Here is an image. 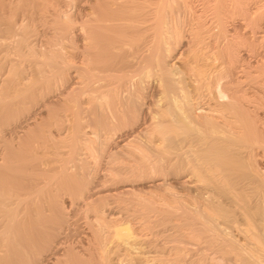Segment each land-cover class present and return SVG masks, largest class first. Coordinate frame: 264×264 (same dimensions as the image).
Instances as JSON below:
<instances>
[{
  "label": "rangeland",
  "instance_id": "1",
  "mask_svg": "<svg viewBox=\"0 0 264 264\" xmlns=\"http://www.w3.org/2000/svg\"><path fill=\"white\" fill-rule=\"evenodd\" d=\"M216 1L171 0L159 10V13H173L175 20L174 34L168 41L172 42L176 56L172 67L178 74L173 77L181 82L172 83L187 85L190 89V84L197 79V94L194 93L199 97L205 93L197 99L204 107L208 102L233 103L236 109L234 112L226 110V119L211 113L214 124L205 131L209 138L203 145V156L212 161L206 171L202 170L201 161H197L202 174L192 173L187 179L190 181L191 177L190 182L184 181L186 172L174 169L182 159L180 156L166 167L162 164H166L167 159L161 161L160 167L157 163L150 164L154 155L131 160L125 157L123 147H116L112 142L100 143L102 135L94 136L96 129L89 125V117L82 122L76 119L75 91L67 90V94L50 98L52 94L43 86L44 76L36 72L42 66L34 65L47 60V55L33 57L13 52L12 48L5 50L7 39H0V264H42V258L48 259L59 237L61 249L67 247L70 253L52 255L45 264H97L98 259L87 254L95 242L91 235L95 228H99V241L105 246L112 264H123L120 260L133 264H240V253L235 249L239 246H232L243 241L238 230L241 211L238 198L248 199L252 192L245 186H252V183L257 188L264 187V37L257 33L264 31V0L249 1L251 6L258 5L256 12L263 10L251 15L216 13ZM63 2L58 13L66 14L73 24L77 23V13H84L90 8L89 4L92 5L91 0L80 5L72 0ZM221 16L225 22L220 31L217 21ZM196 17L203 25L199 41L194 39L190 28L191 23L197 21ZM24 24L29 46L41 48L39 44L44 37H40L39 32L47 26H42L39 20H27ZM229 43H233L235 56L228 62L222 49ZM194 56V63H191ZM19 74L25 78L17 80ZM207 74L209 79H205ZM71 81L76 85L75 77ZM218 89L226 97H219ZM158 165L159 171L154 169H158ZM6 166L7 171L2 169ZM113 166L120 169L119 174L125 179L122 183L134 187L131 186L130 192L107 191L114 187L109 181L110 176L115 175L110 170ZM80 174L86 177V185L98 183L86 204L84 197L72 192L74 186L67 190L62 184L68 181V175H75L69 181L76 184ZM157 178H165V185L150 184ZM181 180L183 182L179 183ZM247 182L244 188H238ZM17 189L27 195L24 201H31L22 202L26 210L32 209L31 213H37V218L46 220L42 229L37 225L40 220H30L34 222L29 226L31 233L33 230L37 233L28 241L23 239L22 233L26 225L20 229L11 218L17 207ZM97 195L101 196L100 200ZM49 216L56 219L49 222ZM124 221L134 237L127 243L111 238V226Z\"/></svg>",
  "mask_w": 264,
  "mask_h": 264
},
{
  "label": "bare ground",
  "instance_id": "2",
  "mask_svg": "<svg viewBox=\"0 0 264 264\" xmlns=\"http://www.w3.org/2000/svg\"><path fill=\"white\" fill-rule=\"evenodd\" d=\"M63 1L64 0H0V39H7L5 50L12 48L13 52L21 54L27 53V55H36V57L47 55V60L45 59V61L41 62L37 61L34 65L42 66L38 68L36 72L40 76H44L43 86L48 90L49 94H52L50 98L64 95L67 90L75 91V98L73 101L76 103L77 107L74 108L76 119L82 122L85 121V117H89V125L96 129L93 131L94 136H97L98 133L102 135L101 138L103 139H101V142L99 141L100 143L105 145V143L108 144L112 142V145H116V147H123L126 156L124 153L123 155L131 160H143L147 155H154L156 157L150 161V164L154 166L155 163L160 165L162 164L161 161L167 159V163L164 165L162 164V166L166 167L170 165L177 156H180L182 161L180 160L174 169L178 172H186L184 181H189L187 179L192 173L199 172L197 161H201L202 164L200 163V165L203 167L202 170L205 169L206 171V169H209L207 165L212 160L209 161L206 156H203V145L209 138V136L205 134V131L210 128V125L214 124L211 120V113H216L219 117L226 119L228 118L226 110L228 112H234L236 109L233 103L216 105L208 102V105L204 107L202 105L203 103L201 104V102L197 100L199 98L201 99L203 94H205L201 93V97L196 96L198 88L196 86L197 79L193 81L195 83L190 84V89L186 87L187 85L175 86L174 83H172L173 81L175 83L181 82L179 79L177 80L173 77L178 72L172 67V61L176 56L175 52H173L174 47L172 42L168 41V38L174 34L175 20L173 13H159L162 6L171 0H91L92 5L89 4L90 8L88 10L83 9L84 13H77V18L75 19V22H77L76 24H73L66 14L58 13V8L64 3ZM72 1H76L80 5L81 2L83 3V1L86 0ZM249 1L250 0H217L216 2L218 4L216 3V5H218V7L216 13H248L249 15L250 13H261V11L264 10L256 12L258 5L251 6V2ZM255 3L254 1V4ZM255 15L256 14L253 16ZM262 16L263 19L264 15ZM27 20H39L42 26H47L43 28L44 30H42L41 33L39 32L40 37H44L41 44H39V47H41L39 49H32L31 46H29L27 32L23 30V26L25 25L24 22ZM195 20L197 21H191V24H193V26L190 27L192 30L191 34L195 40L199 41V35L202 32L201 29L203 25L199 17H196ZM224 22L223 17L217 21V27H219L220 31L222 30L221 27ZM257 33H260V37H264V31ZM68 47L72 48V51L70 48L68 49ZM233 49V43H229V46L227 45L226 48L223 47L222 49L224 50V54L228 59L226 61L228 62L235 56V51H233ZM195 58L196 56L193 57L191 63H194ZM213 72L214 71H212V73ZM197 73L198 71L196 74ZM72 76L76 78V81H74L76 85H73L71 81L73 78ZM24 78L25 76L19 74L17 80H22ZM206 78L209 79L208 74L207 77L205 76V79ZM194 92H196V94ZM217 93L219 97H226V94H224L221 89H218ZM203 102L205 103L207 101ZM76 122L78 123V121ZM51 132L49 133L52 134ZM219 143L221 144V142ZM159 165L157 166L158 169H156V167L154 169L159 171L161 167V165L160 167ZM2 169L8 170L7 166ZM110 170L115 173L114 176H110L109 178L110 184L114 185V187L111 186L112 188L107 189V191L110 190L116 193L130 192L129 190L132 185L122 183L125 179H122L120 176V169L113 166L110 167ZM199 173H196V175H200ZM68 176V178L66 177L68 181L62 182L64 188L68 190L74 186L72 192L81 198L84 197V199H86V204L88 198H91L94 194V189L98 184L97 181H95L96 183L93 185H86V177H84V174H80L78 175L80 179L76 184H71L74 178L73 176L75 175ZM195 177L193 176V178ZM216 177L217 176H215V178ZM164 179L157 178L151 181L150 184L155 186L165 185L166 181ZM190 181H192L191 177ZM182 182L183 180L179 183ZM226 182L227 181H225V183ZM246 184H248V182L242 184L238 188L241 190ZM248 187L252 192L251 195L248 196V199L240 200V198H238V203L233 199L234 197L232 198L235 200V203H238L241 210L239 214L240 218L238 219L240 229L238 230L241 231L242 235H240L243 237L241 244L238 242L239 245L232 246H239L235 247V249L238 248L239 250L240 264H247L248 262V264H264V255L261 254L262 252L264 253V187L257 188L253 186V183L252 186H245V188ZM17 192V199L15 200V202H17V207L13 209L14 212L12 211L13 215L11 218L14 220L16 227H21L20 229L23 228L22 225H26L22 233L23 239L28 241L33 238V234L35 235L37 233L36 230H33L31 233L29 226L34 222H30V220L33 221L34 218L39 216H37V213L32 214V209L26 210L22 202L28 201V203H30L31 201H24L27 195L19 193V190ZM90 192L93 193L91 194ZM100 197L101 196H98L97 199ZM233 200L232 202L234 203ZM60 202L62 201L60 200ZM42 215L43 214H40V216ZM222 215L226 217V213L224 214L223 210ZM31 216H33L32 219H30ZM37 219L36 221L38 222L40 218ZM55 219L56 218H51L50 216L48 218L49 222ZM44 220V218H41L38 222L39 224L37 223L40 228L42 225H45L44 222L46 223V220ZM242 226L244 227L242 228ZM111 227V238L123 240L125 243L129 240H133L132 231L126 221L119 222ZM91 235H93L95 242L92 243L93 246L91 245L89 250L87 248V254L97 258V264H112L107 255L108 253L105 246L99 241V228H95ZM228 240L230 241L233 239L228 238ZM60 243L61 240L59 237L51 247L52 249L49 253L50 255H48V259L50 256L53 258L52 255L57 256L62 254V256H66L70 253L67 247L65 249L62 247L61 249L62 245H60ZM72 255H74L73 252ZM48 259L42 258V264H45ZM82 260H85V258ZM120 261H122L123 264L134 263L123 260Z\"/></svg>",
  "mask_w": 264,
  "mask_h": 264
}]
</instances>
